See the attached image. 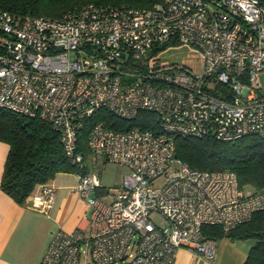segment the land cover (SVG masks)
<instances>
[{
  "label": "built area",
  "instance_id": "obj_1",
  "mask_svg": "<svg viewBox=\"0 0 264 264\" xmlns=\"http://www.w3.org/2000/svg\"><path fill=\"white\" fill-rule=\"evenodd\" d=\"M0 45V107L51 125L88 206L87 228L53 231L38 264H174L179 247L212 261L217 238L202 226L228 231L264 209V192L241 189L233 171L192 169L175 154L177 138L264 139V3H85L57 17L0 8ZM179 46L199 51V71L159 62ZM97 110L137 122L97 120L86 136L93 157L127 169L111 200L97 195L111 190L78 141ZM55 196L42 183L31 207L46 212Z\"/></svg>",
  "mask_w": 264,
  "mask_h": 264
},
{
  "label": "trees",
  "instance_id": "obj_2",
  "mask_svg": "<svg viewBox=\"0 0 264 264\" xmlns=\"http://www.w3.org/2000/svg\"><path fill=\"white\" fill-rule=\"evenodd\" d=\"M161 1L0 0V8L20 15L57 17L85 3L150 7ZM259 1L264 3V0ZM2 51L0 45V53ZM97 120L117 128L137 124L136 121H121L107 111L97 110L84 120L78 134L84 154L87 152V133ZM0 140L9 146L0 188L18 204H24L37 184L53 179L59 172H76L64 153L57 132L38 116L29 117L0 107ZM175 154L192 169L231 170L236 174L241 189L264 192V139L256 135L243 136L233 141L210 137L177 138ZM202 234L212 238H254L256 243L250 249L245 264H264V209L254 212L250 220L228 231L219 225L205 224L202 226Z\"/></svg>",
  "mask_w": 264,
  "mask_h": 264
},
{
  "label": "crops",
  "instance_id": "obj_3",
  "mask_svg": "<svg viewBox=\"0 0 264 264\" xmlns=\"http://www.w3.org/2000/svg\"><path fill=\"white\" fill-rule=\"evenodd\" d=\"M8 148L0 140V179ZM62 173L42 182L56 187L54 203L46 212L31 207L32 195L42 183L34 187L24 204H18L0 188V264H38L53 231L87 228V203L71 190L77 177L67 178ZM113 193L105 191V198L111 200ZM255 243L254 238H217V252L212 261L179 247L174 264H245Z\"/></svg>",
  "mask_w": 264,
  "mask_h": 264
},
{
  "label": "rangeland",
  "instance_id": "obj_4",
  "mask_svg": "<svg viewBox=\"0 0 264 264\" xmlns=\"http://www.w3.org/2000/svg\"><path fill=\"white\" fill-rule=\"evenodd\" d=\"M160 63H181L190 67L193 71L197 72L200 69V53L197 49L189 46H179L166 49L159 58ZM262 83H264V75H260ZM85 163L87 170L97 174L101 186L109 188L111 192L120 184L122 177L127 172L125 166L118 163L110 162L106 160L102 155L94 156L89 152L85 153ZM60 173V172H59ZM64 177L74 178L73 172H63ZM164 178L155 179L154 185H161ZM247 190V189H246ZM245 190V191H246ZM99 197H104V193H98ZM89 212L87 213V217ZM153 219L158 223H162L163 220L158 214H154Z\"/></svg>",
  "mask_w": 264,
  "mask_h": 264
}]
</instances>
